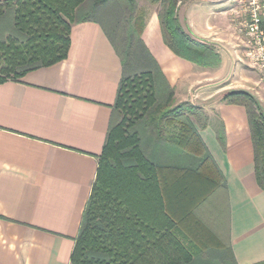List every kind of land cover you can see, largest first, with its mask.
Here are the masks:
<instances>
[{
  "label": "crops",
  "instance_id": "crops-1",
  "mask_svg": "<svg viewBox=\"0 0 264 264\" xmlns=\"http://www.w3.org/2000/svg\"><path fill=\"white\" fill-rule=\"evenodd\" d=\"M152 4L143 39L175 101L197 107L189 117L225 179L194 208L193 219L176 228L197 254L189 264L223 262L227 248L237 264L263 261L264 191L255 175L247 109L223 100L232 90H246L264 112V84L237 29L239 0L178 4L185 30L219 54L215 67L169 49L161 3ZM121 76V59L95 19L72 25L65 59L0 83V264H72Z\"/></svg>",
  "mask_w": 264,
  "mask_h": 264
},
{
  "label": "trees",
  "instance_id": "trees-1",
  "mask_svg": "<svg viewBox=\"0 0 264 264\" xmlns=\"http://www.w3.org/2000/svg\"><path fill=\"white\" fill-rule=\"evenodd\" d=\"M90 1H0L11 11L0 14V27L7 21L12 26L0 38V83L65 59L72 25L99 20L121 59L122 76L71 263L189 264L197 254L176 228L193 219L194 208L225 179L189 117L197 107L175 104L174 90L143 39L147 11L138 9L137 0ZM149 1L161 3L169 49L201 67L219 65L215 48L181 24L177 8L184 0ZM223 100L247 109L255 175L264 191V112L246 90H232ZM227 251L224 264H237ZM156 252L161 255L154 257Z\"/></svg>",
  "mask_w": 264,
  "mask_h": 264
},
{
  "label": "built area",
  "instance_id": "built-area-1",
  "mask_svg": "<svg viewBox=\"0 0 264 264\" xmlns=\"http://www.w3.org/2000/svg\"><path fill=\"white\" fill-rule=\"evenodd\" d=\"M237 29L247 40L246 56L264 81V0H239Z\"/></svg>",
  "mask_w": 264,
  "mask_h": 264
},
{
  "label": "rangeland",
  "instance_id": "rangeland-1",
  "mask_svg": "<svg viewBox=\"0 0 264 264\" xmlns=\"http://www.w3.org/2000/svg\"><path fill=\"white\" fill-rule=\"evenodd\" d=\"M92 1V0H91ZM90 1V2H91ZM137 3H138V9H143V10H145V12L147 11V13H150V11L153 9V4L149 1V0H137ZM8 12H11L10 11V9L5 5V4H1L0 5V14L1 15H6ZM102 13V15H105V14H107V12L105 11H101ZM108 14H110V13H108ZM111 16H112V14H111ZM101 17V16H100ZM102 18V20L105 18V17H101ZM106 19V18H105ZM8 22V21H7ZM6 22V24L4 25V26H1L0 27V38L1 39H5L8 35H9V33L11 32V30H12V26L10 25V23L8 22L7 23ZM256 75H257V77L259 76L260 77V79L262 80H260L263 84H264V81H263V79H262V76H261V74L260 73H258L257 71H256ZM180 102H176L175 101V104H179ZM182 103V102H181ZM196 110V109H195ZM194 112V111H193ZM215 257V256H214ZM218 258H216V261H215V263L216 264H224V262H222V261H220L219 259L217 260Z\"/></svg>",
  "mask_w": 264,
  "mask_h": 264
}]
</instances>
